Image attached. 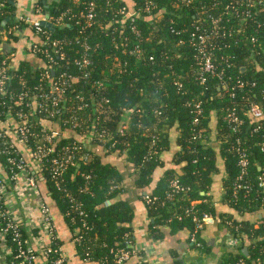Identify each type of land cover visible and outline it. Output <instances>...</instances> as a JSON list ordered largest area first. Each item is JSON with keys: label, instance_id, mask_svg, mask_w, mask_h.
<instances>
[{"label": "trees", "instance_id": "trees-1", "mask_svg": "<svg viewBox=\"0 0 264 264\" xmlns=\"http://www.w3.org/2000/svg\"><path fill=\"white\" fill-rule=\"evenodd\" d=\"M92 1L96 17L88 36L90 65L83 68L74 60L82 49L74 41L78 33L74 20ZM34 4L41 6L44 16L52 17L51 38L67 41L63 47L67 60L59 61L61 74L70 75L63 79L66 111L58 123L61 138L55 141L51 157L60 146L62 155L66 146L86 145L88 141L107 154L124 155L136 170L137 186L145 188L154 171L164 165L163 154H174V168L165 170L149 193L156 199L147 203L142 197L151 234L156 236L164 225L188 229L192 234V216L179 219L178 215L185 214L186 209L193 214L207 213L231 237L242 238L239 246L227 252L223 264H240L241 260L260 264L264 260V188L258 187V178L264 173V118L252 119L248 109L253 102H264V0L261 4L259 0H35ZM123 7L135 12L134 20L120 14ZM16 8V0H0V46L3 30L18 24L9 34L18 40L21 30L31 28L18 23ZM62 13H66L65 22L57 23L54 18ZM213 18L219 21L214 23ZM133 25L138 33L132 30ZM205 30L212 32L205 48L210 50L216 72L222 78L208 73L207 81L201 83L197 35ZM34 36V41L41 39L40 35ZM137 45L140 53H131ZM7 55L0 49V61ZM37 58L41 66L36 67L25 58L12 70L7 89L16 94L0 95V125L8 113L23 110L29 116L31 148L21 150L26 158L43 138L44 126L49 125L48 118L31 115L30 108L16 100L20 92L32 93L39 86L40 73L49 64L40 54ZM237 79L246 81V85L234 91L224 88L225 82L234 84ZM95 80L102 85L93 84ZM196 101H201L204 109L197 126L193 124V107L188 105ZM232 107H237L244 119L239 132H234L225 120ZM74 117L76 121L65 122ZM258 123L262 127L252 131ZM198 130L202 131L201 138H195ZM239 139L250 159L243 181L253 188L236 193L234 187L241 172L236 151ZM86 152L89 160L69 165L60 189L52 180L49 164L36 173L29 160L30 171L38 175V180L40 173L43 175L51 199L57 202L69 226L70 241L77 232L82 235L79 243L74 242L78 256L83 259L90 252L92 264H116L115 253L125 245L126 235L135 241L134 211L121 197L124 186L120 170L103 162L104 154L87 147ZM0 158L5 165L6 156ZM3 173L12 174L7 167ZM218 173L223 175L224 210L218 208L210 194ZM174 178L189 189L170 200L167 194ZM71 197L81 204L83 216L74 211ZM84 222L87 226H83ZM201 230L197 236L202 246L192 244L199 249L203 247ZM59 241L63 246L62 238ZM138 260L133 255L125 264H138Z\"/></svg>", "mask_w": 264, "mask_h": 264}, {"label": "built area", "instance_id": "built-area-1", "mask_svg": "<svg viewBox=\"0 0 264 264\" xmlns=\"http://www.w3.org/2000/svg\"><path fill=\"white\" fill-rule=\"evenodd\" d=\"M263 0H259V4ZM253 5V3H252ZM42 8L38 4H34L28 8L27 11L21 13L18 17V23L28 24L35 32L36 35H40L41 39L32 41L30 51L38 56L39 54L46 60L47 64L40 73V84L36 89L29 93L27 90L17 94L16 100L19 104L28 106L31 110V115L39 114L40 118H48L47 124L43 128L44 136L40 139L35 146V149H31L32 153L29 158H26L21 153L20 145L13 141L16 137L19 143L23 144L24 149L29 148V137L31 129L28 126L29 116L23 110H19L15 114H7L6 121L0 125V156H6L5 168H9L12 174L0 175V261L5 264H70V257L63 249V246L59 243V232L57 230L55 218L51 210L50 205L43 199L39 200L38 218L25 217L21 214L19 208L13 203V191L16 192L20 189V186L24 184L30 190L38 191V183L40 179H43V175L31 174L32 168L29 167L30 161L34 165L36 173L45 168L46 164L51 167V176L55 186L61 188V180L63 173L66 172L69 165H74L77 162H86L90 158V154L86 152V145L81 143H74L66 146L64 153L61 155V146L58 152L51 157V153L55 149L58 141L61 138V127L58 123L61 122V115L66 111V99L65 94V77H69L67 73L61 74V66L59 61L67 60V53L63 47L66 44V39H53L50 36V28L46 26L51 22L52 17L44 16ZM38 14L36 18L34 16ZM66 13H62L60 16L54 18L57 23H63L66 19ZM120 14L124 18H132L134 20L135 12L129 11L126 7L120 9ZM95 4L92 1L89 3V8L85 11L82 10L75 17L74 24L78 26V33L74 37L76 44H79L82 49L78 52L79 57L75 60V63L79 67H88L90 65V59L88 53L91 51V46L88 42L89 30L92 22L95 20ZM214 23H217L219 19H214ZM18 24L14 25L15 29ZM3 30L1 32V38L3 36H9L12 29ZM132 30L138 33L135 25L132 26ZM209 31H204L203 34L197 35L199 45V53L201 54V69L199 72V78L201 83L207 81V74L218 75L216 72L215 64L212 60V55L209 49H206V42L210 38ZM72 42V40H69ZM253 42H256L255 37L252 38ZM131 53H140V48L137 45L135 49L131 50ZM53 65L56 66V68ZM13 65L12 59L9 54L0 61V95L8 94L11 92L7 89L8 82L11 78ZM52 69V71L50 70ZM88 74V73H87ZM222 78V75H218ZM72 81H77L76 78L70 77ZM22 84L25 86V82ZM95 85H102L100 81L95 80ZM178 84V82H176ZM181 86V84H179ZM246 81L237 79L236 83L230 84L224 83V88L234 91L236 87H244ZM16 92L11 94V97ZM234 96L235 94L232 93ZM193 107L194 119L193 124L197 126L204 114V109L201 101L189 103ZM249 114L252 119L260 120L264 118V102H253L249 107ZM54 119L53 121H51ZM71 119L76 121V118L66 119L65 122H71ZM225 120L234 132H239L244 124V119L238 114L237 107H232L225 115ZM51 122V123H49ZM54 123V124H53ZM76 125V122H73ZM262 127L261 123L255 125L252 131H257ZM202 131L198 130L195 138H201ZM14 136V137H13ZM101 136H103L101 134ZM84 137V136H83ZM91 137V136H89ZM239 146L236 148L238 154V164L241 172L238 177V181L235 184V192L244 189L246 192L252 190V185L245 183L244 177L247 175V169L250 164L249 154L247 150L241 146L240 139L238 140ZM31 148V147H30ZM50 155V156H49ZM30 160V161H29ZM50 162V163H48ZM30 168V169H29ZM90 178V175L86 176ZM258 187L264 188V173L258 178ZM113 188H119V185H113ZM189 187L184 186L178 178H174L170 181L169 192L167 194L168 199L172 200L176 194L181 191L188 190ZM144 199L147 203L156 199L149 194H145ZM264 198V197H263ZM72 207L74 211L78 212L79 216H83L85 213L81 208V204L76 201L74 197H71ZM184 216H192V220L195 224V229L191 234V243L195 246H202L198 241L197 232L203 228L206 222L214 220L209 214L203 213L202 215L193 214L191 209H186L185 214L178 215L181 219ZM28 224V225H27ZM83 226H87L83 223ZM23 232L28 236L25 238ZM73 239V242L79 243L82 239V235L78 234ZM230 245L233 247L239 246L242 238L231 237ZM125 245L119 248L116 255V264H125L133 255L139 257L138 264H149L143 257L144 250L137 247L135 241L130 238V235L125 237ZM83 264H92L90 259V252H86L83 259ZM240 264H246L241 260ZM264 264V260L260 263Z\"/></svg>", "mask_w": 264, "mask_h": 264}, {"label": "crops", "instance_id": "crops-1", "mask_svg": "<svg viewBox=\"0 0 264 264\" xmlns=\"http://www.w3.org/2000/svg\"><path fill=\"white\" fill-rule=\"evenodd\" d=\"M35 0H16V17L28 10L34 5ZM35 32L32 28H24L20 31L18 40L11 36H3L0 49L9 54L13 65L16 67L22 60L28 58L36 67L41 66L42 62L30 51L31 42L34 41ZM215 118L212 116V120ZM14 137V136H13ZM13 141L20 145L21 150H25L16 137ZM94 143H86L88 149L94 152L104 154L103 162L114 164L123 176L124 192L121 196L129 202L134 211L132 221L134 240L137 247L144 250L143 257L149 264H223L227 258V252L235 247L230 245V235L227 230L221 227L217 221L209 220L201 230V239L203 247L201 249L193 247L190 242L191 233L188 229H180L164 225L157 232L156 236L151 234L150 217L146 209L143 196L152 193L159 183L160 177L165 170L174 168L173 155L170 153L163 154L162 160L164 165L158 167L152 174L150 184L145 188H140L136 184V170L130 164L124 155L107 154L101 148H97ZM175 150V149H173ZM174 153V152H173ZM0 158V175L4 174V166ZM176 169V167H175ZM218 173L214 179L211 189V197L219 209L224 210L221 205L222 197V178L223 175ZM16 192L13 191V203L19 208L21 214L25 217L38 218V203L40 199L46 201L53 212L57 230L60 238L64 241L63 249L70 257V264H83L78 256L74 242L70 241V231L68 224L64 221L57 202L50 197L44 179L38 183V191L30 190L24 184ZM262 214H260V217ZM28 225V224H27ZM160 228V227H159ZM153 229V228H152ZM228 244L230 246H228ZM228 246V247H227ZM245 253L247 247H244ZM137 257L134 261H137ZM133 260V259H132ZM0 264H5L0 261Z\"/></svg>", "mask_w": 264, "mask_h": 264}, {"label": "water", "instance_id": "water-1", "mask_svg": "<svg viewBox=\"0 0 264 264\" xmlns=\"http://www.w3.org/2000/svg\"><path fill=\"white\" fill-rule=\"evenodd\" d=\"M46 26L53 30V26L51 23H47Z\"/></svg>", "mask_w": 264, "mask_h": 264}, {"label": "rangeland", "instance_id": "rangeland-1", "mask_svg": "<svg viewBox=\"0 0 264 264\" xmlns=\"http://www.w3.org/2000/svg\"><path fill=\"white\" fill-rule=\"evenodd\" d=\"M228 246H230V245L228 244ZM228 246H227V247H228Z\"/></svg>", "mask_w": 264, "mask_h": 264}]
</instances>
